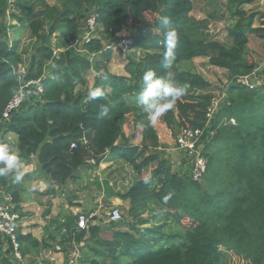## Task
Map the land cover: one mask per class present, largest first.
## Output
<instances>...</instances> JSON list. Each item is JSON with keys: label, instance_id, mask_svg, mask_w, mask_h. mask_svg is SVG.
<instances>
[{"label": "trees", "instance_id": "1", "mask_svg": "<svg viewBox=\"0 0 264 264\" xmlns=\"http://www.w3.org/2000/svg\"><path fill=\"white\" fill-rule=\"evenodd\" d=\"M56 1L0 0V131L7 144V132L16 133L13 144L20 166L35 156L51 184L75 178L89 160L119 158L137 173L138 181L119 194L129 204L122 220L109 221L108 228L96 223L86 229L79 227L78 215L68 222L69 239L74 236L76 244L84 243L81 264H123V259L127 264H228V252L249 264H264V82L250 88L240 81L264 71L248 46L250 34L264 38V20L254 27L259 14L245 8L257 0L227 1L234 18L229 27L232 43L209 34V19L192 15L194 0ZM86 10L98 14V33L81 52L74 44L81 39ZM7 14L17 22L13 41ZM21 29L29 31L32 41L24 73L19 71L24 55ZM169 29L178 39L173 67L165 69ZM124 30L134 39V50L126 53V73L119 75L103 61L112 58L111 42L118 43ZM140 52L145 55L138 59ZM197 57L229 71L225 90L230 101L212 119L215 133L205 141L209 162L200 181L183 162L175 167L176 159L137 102L143 75L151 70L187 88L159 117L175 136L183 127H204L215 98L212 84L183 66ZM92 69L98 75L89 88L86 75ZM34 79H41L43 92L32 93L1 122L12 96ZM97 87L105 95L90 100L89 91ZM130 117L143 128L140 145H132L124 132ZM0 179L18 206L20 192L12 174ZM116 225L119 229L111 236L105 233ZM30 236L19 233L18 238L23 243Z\"/></svg>", "mask_w": 264, "mask_h": 264}, {"label": "crops", "instance_id": "2", "mask_svg": "<svg viewBox=\"0 0 264 264\" xmlns=\"http://www.w3.org/2000/svg\"><path fill=\"white\" fill-rule=\"evenodd\" d=\"M200 1L203 11H192V15L197 19L210 17L216 20L217 18L214 17L216 13L222 12L221 14H224L223 12L227 11L226 4L215 5V3L218 4L220 1L227 3L228 0ZM254 5L258 6V10L253 7ZM246 6V9L254 8L259 14L257 18L259 17L261 20H264V17L260 16L261 10H264V0H257L254 4ZM230 19L231 22L227 23L229 25L232 24L234 18L230 17ZM211 32H214V30ZM258 38L260 37L258 36ZM249 49L252 52L256 51L251 48ZM200 58L205 59L206 57H197L194 60ZM258 68L263 69L264 67L258 64ZM121 71L116 74L123 75L126 73L124 64ZM96 75H98V72L94 69L86 75L89 88L93 86ZM128 119L130 127L124 124V132L130 138L129 142L132 145H140L143 140V128L135 125L132 117ZM154 126L159 135L160 142L163 144L167 143L168 148L169 146L172 148L175 136L171 138L172 130L167 123L158 117ZM11 151L16 154L18 152L15 149H11ZM32 158L31 163H22L20 166L24 175L21 183L18 184L20 203L18 206L16 204V208L18 207L16 210L21 216L19 233L31 236L26 241H23V243L20 242L19 257L15 253L8 237L0 233V264H81L82 257L78 261L76 254H79L80 248H82L83 252L84 243L76 244L74 236L69 239L66 230L68 222L72 217L77 215L79 219V214L82 212L96 213L97 224L103 226V223L108 221L106 219V216H108L105 211L106 209L109 210V207L116 204H123L124 210H127L129 204L127 201H123L119 194L125 192L134 184L132 180L127 179V174H129L127 169L133 170V168L119 158H107L100 163H97L95 160H89L85 166L79 169L75 178L59 185L51 184L46 175L41 171L40 164L35 156ZM177 159L175 167L178 165V162H184L183 158ZM119 161L127 165L124 171L121 168L119 169ZM107 170L111 171L110 175L107 173ZM135 174L137 175L136 172ZM123 184L127 186L125 190L122 188ZM63 248L66 252L63 251ZM69 251L71 255H69V259H66L67 252Z\"/></svg>", "mask_w": 264, "mask_h": 264}, {"label": "built area", "instance_id": "3", "mask_svg": "<svg viewBox=\"0 0 264 264\" xmlns=\"http://www.w3.org/2000/svg\"><path fill=\"white\" fill-rule=\"evenodd\" d=\"M98 14L96 12L90 13L87 19L86 27L82 35V39L77 41L74 46L81 52L84 51V45L90 42L98 33L97 25ZM134 39L131 36L121 38L118 43L111 45L113 50H120V52L127 53L130 50H134ZM58 53V50L54 51ZM256 73L241 78V83L248 85L250 88H254L257 85L256 81L252 78ZM43 84L41 79L30 80L19 88V90L12 96L11 100L7 103L1 122H7L12 114L19 110L25 101L29 99L32 93L40 94L43 92ZM226 90L219 96L215 97L211 105L207 109V123L204 127L191 128L183 127L175 136V148L179 151V155L183 156L184 161L188 160V166L191 167V176L194 180L200 181L205 175L208 167L209 158L203 152V137L208 132L212 134V127H210V121L213 119L218 109L223 104H230L227 97ZM230 123L235 124L236 120L231 118ZM3 137L0 136V141ZM76 146V144H73ZM94 161V160H92ZM109 221H120L123 218L121 209L117 206H111L108 210ZM96 213H80L78 219V225L81 228H88L90 225L96 224ZM21 216L16 210V204L14 202L13 194L8 192L1 179H0V233L10 240L13 245V249L17 256L20 257V241L19 235V222Z\"/></svg>", "mask_w": 264, "mask_h": 264}, {"label": "rangeland", "instance_id": "4", "mask_svg": "<svg viewBox=\"0 0 264 264\" xmlns=\"http://www.w3.org/2000/svg\"><path fill=\"white\" fill-rule=\"evenodd\" d=\"M49 2L51 3H57L56 0H49ZM226 3H224L223 1H220L218 4L215 3V5H225ZM201 1L200 0H196L195 1V9L196 11H203L202 8H201ZM222 7V6H220ZM226 7V6H225ZM247 7V6H246ZM254 8H257L258 10V6L254 5L253 6ZM250 8V7H249ZM254 8H251L250 10H255ZM87 11V10H86ZM256 11V10H255ZM262 12L260 13L261 17H264V10H261ZM88 11L85 13L84 15V19H83V22L84 25H83V32H82V35L84 33V30H85V27H86V23H87V19L89 17V14H87ZM222 12H218V14L216 13V15L214 17H216L217 19H213V18H210V17H206V18H201V19H209V34L211 36H214L215 39L217 40H220L221 42L223 43H232V37L231 35L228 33V30H229V27L232 26V24H227L228 22H231V19H230V13L229 11H224L223 13L224 14H221ZM149 19H152L153 15L152 14H149ZM6 24L8 25L9 27V36H10V40H14V38L16 37V30L17 28H14L15 25H17V22L15 20H13L12 18L9 17V14H7V17H6ZM211 22H213L211 24ZM263 22V20H261L259 17L255 20V23H254V27H259L261 25V23ZM259 25V26H257ZM211 26V27H210ZM214 32H211L213 31ZM218 29H220L218 31ZM218 31V32H217ZM217 32V33H216ZM129 32H127L126 30L122 31L121 33L118 34V37L117 38H124V37H127L129 36ZM218 34V36H217ZM82 35H81V39H82ZM18 37L21 39V42H20V50L24 51V55H23V62L22 64L20 65L19 67V71L24 73L27 69V64L29 63L30 59H31V44H32V41H31V36L29 34V31L27 29H21L20 30V33H18ZM80 39V40H81ZM250 43H249V48H251L252 50H256L253 52L254 56H255V59L257 61L258 64H261L262 67H264V38L260 37L258 38L257 34L256 33H252L250 35ZM116 42L112 41L111 44H114ZM136 51V50H135ZM145 54L140 52V53H137V56H138V59H141ZM128 59H127V54L123 53V52H120V50H113V55H112V58L106 62V61H103V65H106L113 73H117V72H122V68H123V64L126 65ZM185 68L191 70V71H194V72H199L200 74H202L211 84H212V89L214 90L213 91V94L215 97L219 98L220 95H222V93L225 91V89H227V83H228V78H229V71L226 70V69H222V68H218L216 66H212L210 63H209V60L208 58H205V59H197V60H193L191 62H187V63H184L183 65ZM262 69V68H261ZM254 80L256 81V83H263L264 82V71L261 72V75L259 73H256L255 76H254ZM213 121L214 120H211L209 123H210V127H212V124H213ZM130 124V121L129 119H127V121L125 122V126H129L128 125ZM132 130V129H130ZM4 131H0V136L3 137ZM215 131L213 130L212 128V134H208L206 133L203 137V142H202V145H203V149H204V146H205V141L211 137L212 135H214ZM171 138H174L175 134L172 130V133H171ZM6 140L10 141V144H8L10 146V149H15L16 150V147L15 145H12L14 143V139H16V133L14 132H7L6 134ZM174 144L172 145V148H168V152L172 154V151L176 150L175 148V139L173 140ZM164 144H167V143H164ZM179 157H176L174 159L178 160L177 158L181 159L183 156H180L178 155ZM173 158V157H172ZM188 160L186 159L183 163L185 165H187L188 163ZM182 164V162H181ZM118 165H119V169L121 168L122 171L125 170V167H127V165H125L124 162H121L119 161L118 162ZM180 166V162H178V165L176 166V168H179ZM128 173L127 176L130 181L132 180V182H134V184L138 181V178H137V175L135 174V171H133L132 169L128 168ZM107 173L110 175L111 171L110 170H107ZM132 177V179H131ZM117 179V178H116ZM112 180V179H111ZM113 181V180H112ZM123 187V190L126 189L127 186H124V184L122 185ZM122 211L123 213V216L125 214V210H124V205L123 204H116ZM110 208V207H109ZM69 211V209H68ZM106 213H108V209L105 210ZM70 213H72L70 211ZM151 215H153V213H151ZM106 216V215H105ZM145 216H149L150 217V213H147ZM106 219H108V216H106ZM106 223L109 222L108 221H105ZM106 223H103V226L102 227H107L110 226L109 223L106 224ZM143 227H148V226H143ZM122 228V226L120 227ZM125 225H124V230H125ZM116 229H119L118 225H116V227H111L109 229H106L105 233L106 234H110V236L113 234V231H115ZM103 233V235L105 234ZM63 251L66 252V250H64L63 248ZM68 254L66 255V259H69V255H71V252H67ZM78 255V256H77ZM79 257V258H78ZM82 257V248H80V252L79 254H76V258L79 259ZM227 262L228 264H249V262L246 260L244 261V259H242L241 257H238L236 256L234 253L232 252H228L227 254ZM68 261V260H67ZM128 260L126 259H123V264H127ZM86 264V263H85Z\"/></svg>", "mask_w": 264, "mask_h": 264}, {"label": "clouds", "instance_id": "5", "mask_svg": "<svg viewBox=\"0 0 264 264\" xmlns=\"http://www.w3.org/2000/svg\"><path fill=\"white\" fill-rule=\"evenodd\" d=\"M168 23L167 20L163 21ZM177 33L174 29H169L165 33V51L163 57V66L165 69H171L175 61V44ZM187 92V88L180 83H172L165 76H156L151 70L143 75V87L137 96V102L147 114L149 124L155 121L173 108L176 102ZM105 95L103 88L97 87L90 90L88 98L95 100ZM142 126H144L142 124ZM12 174L13 182L20 184L23 178V171L20 168V157L11 151L10 146L0 141V177L8 178Z\"/></svg>", "mask_w": 264, "mask_h": 264}, {"label": "water", "instance_id": "6", "mask_svg": "<svg viewBox=\"0 0 264 264\" xmlns=\"http://www.w3.org/2000/svg\"><path fill=\"white\" fill-rule=\"evenodd\" d=\"M104 46H106V41L103 42ZM179 155V151L178 150H174L172 151V156L173 158H176Z\"/></svg>", "mask_w": 264, "mask_h": 264}]
</instances>
